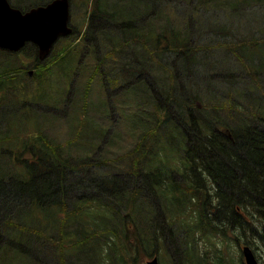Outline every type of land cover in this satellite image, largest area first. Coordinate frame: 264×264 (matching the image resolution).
I'll return each instance as SVG.
<instances>
[{
  "label": "trees",
  "instance_id": "trees-1",
  "mask_svg": "<svg viewBox=\"0 0 264 264\" xmlns=\"http://www.w3.org/2000/svg\"><path fill=\"white\" fill-rule=\"evenodd\" d=\"M121 1L115 0L114 11L109 12L104 4L105 0H92L91 11L86 17L87 31L83 39L93 43L91 54L94 60H97L93 67L95 73L99 72L108 78L105 79L106 84L110 80L109 94L130 87L136 91L140 88L141 96L136 98H141L143 103L137 104V108H140L141 112L148 109L152 111L150 121L145 120L146 116L144 117L143 113V118L134 121L142 128V137L139 139L140 143L135 144L130 162L137 164L135 162L140 156L139 163L143 162L152 151L157 149L161 152L167 146L170 148L174 146L175 153L181 156V159L177 167L170 171L176 175L181 173V176L174 175L176 181L185 183L191 179L195 187L190 186L192 188L190 199L194 200L198 194L205 195L201 188L214 189L212 196L218 188L219 191L213 200L219 205V210L216 211L217 222L227 220L231 216L234 211L232 203H238L242 210L250 207V213L255 217L252 222L256 228L253 229L252 237L261 241L264 246V22L260 24V21L250 16V24L246 26L244 21L247 19L243 17V11L251 5L264 7V0H126L130 1V4L125 6V10L117 6L118 4L122 6ZM9 2L21 10L31 7L23 5L21 0ZM81 2L83 3V0H80ZM180 2H186L189 7L185 11L189 16L186 18L184 28L181 21L172 18L177 16L180 19L175 10ZM41 3L43 1L37 5ZM226 6L232 13H237L233 23L234 30L230 24L216 23L215 17L205 18L206 13L216 15L224 12ZM117 17L119 18L117 25L120 30L122 29L120 37L115 36L113 39V35L106 36L108 44L103 43L105 50H101L98 47L102 44L101 36L99 34L94 36L91 30L106 34L110 26L115 25L110 20ZM197 18L204 24L197 23ZM71 36L68 35L66 38ZM70 48L71 45L57 47L54 44L51 53L42 61L38 57L37 47L32 43H27L13 54L0 50V109L6 110L8 107L11 110L0 118V122L12 125L10 129L0 131V151L5 152L4 156L8 157L3 175L4 156L3 153L0 154V220H2L0 226L4 227L2 236L11 239L10 243L2 241L0 245L20 257L21 254L30 253L33 260L37 261L39 247L34 248V252L31 253L28 243L32 244L31 241H34L38 244L42 233L33 227L29 228L27 220L31 218L33 210L38 209L37 206L40 205L54 207L55 210L45 209L52 217L54 225V228H49L51 233L48 235L54 243L53 235H56L57 247L63 250L64 245H67L65 237L69 235V231L62 233L64 224L59 217L63 210H68L66 206L72 201L64 200L63 197L77 196L81 208L76 209L77 201L74 202L73 208L69 209L72 210L71 218H78L88 225H94L87 234H79L75 230L77 236L80 235L78 242L87 243L88 240H91V243L98 242L101 247L105 246L110 251L115 250V256L124 260V252L128 250L126 248L120 251V248L126 247V244L120 242L121 238H125L123 237L125 233L121 229L114 230L109 227L106 220L99 221L95 215L83 209L86 206L93 207L94 202L105 203V199L113 194L120 197L121 194L116 192L121 187L137 184L140 179H130L124 174L93 172L85 168V164L79 165L77 176L72 175L69 165H65L71 163V155L62 152L61 161L49 157L56 154L55 140L45 137L47 129L43 126L45 123L57 121V118L49 113L40 114L44 123H40L34 135L23 137L28 134L22 128L29 119L26 111L27 107H30L29 104L49 109L58 108L40 105L32 94L41 88L43 83L46 85L49 82L53 83L57 77L63 78L62 75L71 82L72 75H76L80 67H92L85 62L80 63L82 57L83 60L86 59L87 50L78 57L79 54L74 50L71 55H67L66 52H70ZM126 50L129 57L123 56ZM115 51L120 53L124 60L119 73L105 70V62L110 60L109 54L115 60ZM28 71L33 73L31 76L27 75L30 78L29 84L33 82L31 89L30 85L26 84L25 73L28 74ZM145 78L149 80V87L142 81ZM197 81H201L200 87ZM180 92H183V97H180ZM29 93L31 97H28ZM70 96H74L73 81ZM39 99L44 100L43 94ZM55 100L48 96L44 101L51 104ZM68 104L69 101L66 102V108ZM87 108V104L83 103L80 108L74 106L73 111L65 114L71 133L85 131L77 122L88 118ZM34 118L41 121L38 115ZM150 124L156 125V134L152 132ZM95 126L94 124L93 127ZM13 129L18 130L19 139L15 138L16 142L9 144L7 133ZM30 151L41 157L10 158L13 154H19L20 157L28 156ZM15 163L21 164L26 175L29 174V180L23 181L25 175L19 179L18 185L13 186L7 184L6 180L10 182L15 178L12 166ZM96 163L100 165L101 161ZM145 172L150 176L143 178L144 182L155 180L156 176H153L155 173L160 176L159 183L163 179L170 180L172 175L171 172L150 169ZM145 185L146 183L141 184L142 188L139 189L143 190ZM146 187H150L151 193L157 188L153 183L147 184ZM37 192H40L41 196L31 197ZM176 192L180 191L173 185H162L164 199L169 200V196ZM232 197L235 199L231 201ZM20 203L28 204L29 210L23 212L24 208H19L14 221L7 220L14 206ZM114 205L116 209L120 201ZM114 212L118 213V210ZM33 218L35 219V216ZM121 218L125 232L131 233L130 227L126 228L123 222L130 218L129 212L122 214ZM8 227H14L15 230L8 232L5 229ZM17 229L25 235L17 234ZM29 231L33 232L37 239ZM99 236H104L103 241L98 240ZM45 238H48L47 235ZM9 244L14 246L9 247ZM72 245L75 246L74 243ZM88 247L94 251L96 249V246ZM128 247L132 249L130 244ZM108 250L106 252H110ZM54 251V248L45 250L41 258L50 256ZM98 251L103 252L99 249ZM7 263V259L0 260V264ZM22 264L31 263L25 262L23 257Z\"/></svg>",
  "mask_w": 264,
  "mask_h": 264
},
{
  "label": "rangeland",
  "instance_id": "rangeland-1",
  "mask_svg": "<svg viewBox=\"0 0 264 264\" xmlns=\"http://www.w3.org/2000/svg\"><path fill=\"white\" fill-rule=\"evenodd\" d=\"M23 2V0H21ZM43 0H29L28 2H24V5L31 6L36 5L40 3ZM92 0H83V3H80V0H70V25L73 28L74 35H72L70 38H66L67 36L59 38L55 44L57 47L61 46H69L71 45L70 52L67 51V55H71L73 53V50L76 54H84L87 50L86 59L83 60V57L80 59V63H86L92 67H80L76 71V75H72L71 82L69 81V78L65 77L64 75L62 77H57L53 83H48L47 85L45 83L42 84L41 88L37 89L35 93L32 94L35 101L40 102V105H51L58 108H45L40 107L37 104H29L30 107H27V113L29 115L28 122L25 124V126L22 128L23 131H27V135H23L25 138L26 136H32L36 133L37 128L41 125L40 123L43 122V117L40 116V114H51L54 117L57 118L56 123H45L43 128L47 129L45 131V137L48 139L55 140V143L60 146V149L62 150L65 155H73V156H79L77 158H73L71 160H78V167L79 165H84L85 168H88V166H91L90 169L93 172L103 173V174H112L116 172H135L138 173L139 171L144 172L148 169L151 171H162L164 173H170L171 177L173 178V181L177 183L178 187L183 186V182H179L174 180L176 175L175 172L170 171L171 169H174V167H177L178 161L181 159V156L175 153L174 146L170 148L167 146L165 150H155L152 151L150 148V156L148 158L143 159V162H140L141 156L136 160L135 163L132 164L130 162L131 154L133 153V149L135 148V144L140 143L139 139L142 137V131L140 124L137 125V122H134L135 120L139 118H143V116H146V121H150L152 119V111L151 109L143 110V112L140 111V108H137V104L143 103L141 98H136V96H141L142 90L139 88L137 91L134 88H128V89H122V90H116L113 94H109L108 91H110L111 83L110 80H108V84L105 83V76H103L101 73L96 72L95 73V61L91 50L93 47V43L90 40H84L83 37H85V32L87 31V13L91 11ZM122 6L118 4L117 6L125 10V6L130 4V1L122 0L121 1ZM105 6L106 9H108L109 12H113L115 8V0H105ZM188 4L186 2H180L177 7H175V10L177 14L180 16H172L173 20L175 21H181V25L184 28V25L186 23V18L189 16L185 11L188 10ZM244 15L243 17H246L245 24L248 26L250 24V16H253L257 21H260V24L264 22V7L258 8L253 5L249 6L247 10L243 11ZM196 15V13L194 14ZM208 17H215L216 23H223V24H230L231 29L234 30V20L237 17V13H232L228 6H226V10L224 12H221L219 14H210L206 13L205 18ZM193 22L195 23L194 18H192ZM197 23H203L201 21H198ZM111 23H115V25L110 26L108 29V32L104 34L101 31L98 30H91L94 36H97L98 34L101 36V43L98 47L103 49V43L108 44L106 36L113 35V39L115 36L120 37V32H122V29L120 30V27L117 25L119 23V18H115V20H110ZM259 24V23H258ZM242 21V26H243ZM256 26V25H255ZM256 28V27H255ZM99 29V28H98ZM264 32V30H263ZM66 38V39H65ZM75 40V41H74ZM98 40V38H97ZM119 40V39H118ZM69 41H72L70 44H68ZM120 41V40H119ZM98 43L100 41L98 40ZM110 43V42H109ZM95 45V44H94ZM103 47H102V46ZM30 46V44H29ZM31 47V46H30ZM109 47V45H108ZM107 47V48H108ZM109 51V48L107 49ZM51 53V51H50ZM115 60H113V56L109 54V61H106L105 70H110L111 72H121V63L124 62V60L120 57L121 54L118 52H114ZM123 56L129 57L128 50L125 51ZM45 58V57H44ZM44 58L40 59L41 61L44 60ZM26 62V61H25ZM20 66V65H19ZM75 66L77 67V60L75 63ZM33 75L32 71L28 74L25 73L26 78V84H29V79L27 75L31 76ZM53 78V77H50ZM73 81V87H74V96H70L71 86ZM147 87L150 86L149 80L147 78L142 80ZM70 87H69V84ZM33 82H30L29 88L31 89V85ZM198 86L200 87L201 81H197ZM203 86V85H202ZM53 88V90H52ZM43 94L44 100H47L48 96L56 99L51 104H48L44 100H40L39 97ZM183 92H180V97H183ZM28 97H31V94H28ZM69 101V104L66 108V102ZM83 103H86L88 108V118L83 121H79L77 123L80 124L82 128H84L85 131H82L80 133H71L69 130V125L66 122L67 117L65 114H69L71 111H73V107H81ZM32 107V108H31ZM24 109V108H21ZM16 110V108H14ZM13 110V111H14ZM11 110L7 107L6 110L0 109V118L2 116H6L7 113H9ZM138 112V113H137ZM143 113V116H142ZM41 121H38L34 117L37 116ZM156 120V118L154 117ZM95 124L96 126L93 127ZM92 125V126H91ZM12 125H6V122H0V131H4L6 128H11ZM90 127V128H89ZM93 127V128H92ZM150 127L153 129L152 132L156 134V125L150 124ZM1 133V132H0ZM107 135V136H106ZM104 136V138H103ZM106 136V137H105ZM22 137V136H21ZM7 138L9 139V144L15 143V138H18V130L13 129L11 131H8ZM19 139V138H18ZM22 139V138H21ZM105 140V141H103ZM18 143L20 141L18 140ZM161 143V142H160ZM158 144V146L160 145ZM149 145V144H148ZM144 145H142L143 147ZM19 151V149H18ZM17 152V151H16ZM3 153L0 151V154ZM6 155V153H3V156ZM86 156L90 155L89 158L92 160L93 155L95 156V161H101V164L98 165L96 162L88 163L83 157L80 156ZM29 157H25V159H28ZM8 157H3V175L5 171V167L7 166L6 160ZM130 163H129V162ZM151 161V163H150ZM13 163V162H12ZM63 163V162H62ZM69 165L70 168H76L77 163H74L71 161V163L65 164ZM181 163V167H182ZM14 167V179L10 182L8 180L7 184H13V186H16L19 184V179H22L25 177L26 173L25 170L21 167V164L15 163L12 165ZM183 168V167H182ZM176 169V168H175ZM13 170V169H12ZM73 170V169H71ZM127 170V171H125ZM177 170V169H176ZM179 171V170H177ZM182 172V171H179ZM150 176V175H149ZM153 176H156V179L158 178L159 174L155 173ZM177 176H181V173H177ZM5 179H7V176H5ZM29 180V174L27 173L25 179L23 181ZM25 183V182H24ZM26 185V183H25ZM163 185V183L161 184ZM138 185L135 183L127 184L126 186L121 187L119 191H117V194H121L120 197H116V194H113L110 197H107L105 199V203L98 201L93 203V207L86 206L83 210H85L87 213L91 215H95L94 217H97L99 221H105L109 225V227L113 228L116 231H119L121 229L123 234V237L125 235H129L131 233L125 232V228L122 227L121 222V215L125 214L128 211L130 213V218L135 217L136 213V206L137 204L142 202L151 203V191L150 187H145L143 189V192L137 191ZM142 188V187H140ZM137 192H140L142 196L139 194H136ZM32 194V193H31ZM37 194V195H36ZM36 194L31 195V197L34 196H41L40 192H37ZM131 195L136 196V199L134 200H128V196ZM198 194L195 200H191L188 202V199L190 198L185 195H177L176 197L170 195L169 200L173 202H179V203L185 204V208L183 209L182 213L177 217L176 220L174 218H171L172 213H166V220H168L169 224L171 225L170 233L172 235L175 232V225L172 221L179 222V218L181 216L183 218H187L188 215L193 214V211L197 208L198 200H199ZM211 196V195H210ZM69 201L74 200L75 198H67ZM119 199V200H118ZM142 199V200H141ZM38 200V199H36ZM76 200V199H75ZM120 201V205L116 208L118 210L117 212H114L116 209L114 208V203H117ZM159 201H161V197L159 198ZM112 202V203H110ZM61 204V203H60ZM152 204V203H151ZM65 207L64 205H62ZM142 205L140 204V207ZM38 209H34L32 212V216L29 220H27V226L29 228L33 227L36 231H41L42 237L39 239V243L36 244L34 241L32 244L28 243L31 253L34 252V248L39 247V256L37 255V261L33 260L32 254H21L22 257L19 255H14L12 252L5 246L1 247L0 245V251L3 253H8V263L7 264H22L23 263V257L25 258V262H30L31 264H42V258L41 254L44 253V248L48 249L49 246H53V242L51 241V238L49 237L48 233L50 234L51 231L49 228H54L52 217L49 216L47 211L45 209H54V207L47 208L46 206H37ZM21 208H24V211L29 210L30 206L25 205V203H20L17 206H14L10 214H8V218H6L9 221H14V217L16 215V211ZM81 208L78 205V201L76 204V209ZM130 208L133 209L130 210ZM39 210V211H38ZM185 210V211H184ZM108 211V212H107ZM22 212V211H21ZM35 216V219L33 218ZM38 216V218H36ZM72 216V210H63L60 213L59 219L63 221L64 227L61 229L64 232H70L68 236L65 237V244L64 249H58L57 245V238L56 235H53V238L55 240V251L54 256L50 259H45L43 264H59L60 259L62 258L67 264L69 261H72L73 254L77 251L76 258H74L73 262L76 264H121L119 259H116L113 257L115 254V250H108V248L101 247L102 245H99L98 242L91 243V240H88L87 243H81L78 242L79 236H77V232L79 234H87L89 233L94 225H88L86 222H84L81 219L78 218H71ZM25 217V215L23 216ZM172 220V221H171ZM2 221V220H0ZM120 221V222H119ZM187 222V221H186ZM186 222H184L186 224ZM58 223V221H57ZM183 224V222H182ZM191 224V222H190ZM87 228H86V227ZM191 226V225H190ZM3 228L0 226V242L5 241L7 242V238H4L2 235H4ZM251 229H256L253 224H250ZM8 232H13L15 230L14 227H8L5 228ZM169 229V227H168ZM57 232V229H55ZM74 230V231H72ZM17 234H20L21 236H24L25 233L21 232L19 229L16 231ZM29 233H33L29 231ZM179 233H182V228H180L177 231V235ZM187 234V232H186ZM190 248H194L198 254H201L202 257L207 261L208 264H215L216 262L219 264H240V258L241 256L244 257V255L241 253L240 248L237 247H231L226 248V254H221V246L226 247L225 243H221L220 233H210L206 232V229H202L201 232H197V228L191 226L190 230ZM34 238L37 239V236L35 234H32ZM47 235L48 238H45ZM158 235V233H157ZM155 237L153 232L147 234L146 236H143L142 241L151 242V245H149L146 249L147 252H151L153 248H156L159 246V243L162 241H158L157 246L153 245L155 243V238L158 240V237ZM186 238L184 241H182V236H179L177 239L172 240V244L170 245L169 249L167 250L164 245H161L160 248V257L162 264H171V260L168 258L169 255L167 254V251H176L178 254H181L183 250H188L186 248V245H188V236H185ZM104 236L98 237V240L103 241ZM115 239V238H113ZM128 239V238H127ZM120 244H126V247L120 248L121 250H131L130 247H128V243L126 242L125 238H121ZM74 243L75 246L72 245ZM91 243V244H90ZM2 244V243H0ZM96 246V249L94 251L93 248H90L88 246ZM14 244H9V247H13ZM125 246V245H124ZM250 247L252 248V251L254 252L255 259L257 260L258 264H264V246L261 241H259L256 238H253L250 236ZM83 248V249H81ZM99 250H102L103 252H106V250L110 251L107 257L102 258V254L98 252ZM140 251L143 252L144 249L140 248ZM94 252V253H92ZM184 252V251H183ZM89 253H92L91 255H88ZM120 254V253H118ZM144 254V252L142 253ZM220 254V255H218ZM1 257V255H0ZM211 257L215 259V261H211ZM105 258L112 259V263H108ZM144 260V258L139 259L140 261Z\"/></svg>",
  "mask_w": 264,
  "mask_h": 264
},
{
  "label": "flooded vegetation",
  "instance_id": "flooded-vegetation-1",
  "mask_svg": "<svg viewBox=\"0 0 264 264\" xmlns=\"http://www.w3.org/2000/svg\"><path fill=\"white\" fill-rule=\"evenodd\" d=\"M26 1L28 2L29 0H23V5H24V2H26ZM47 2H46V0H43V3H41V4L44 5ZM41 4H39V5H41ZM31 6H33V5H31ZM27 9H25V10H27ZM25 10H23V11H25ZM85 27H87V26L85 25ZM27 43H31V42H27ZM0 50L10 52L11 54H13L14 52L20 51V50L12 51V50L2 49V48H0ZM29 73H31V71H29ZM59 147L60 146L55 143V149L54 150H55L56 154L49 155V157H55L61 161L63 159V153ZM13 153H15V151ZM33 156L36 158L41 157V155L34 154L30 151V155H28V156L20 157L19 154H13L10 156V158L25 159V157H29L28 159H30ZM89 156L90 155H86V156H82V157L88 163L96 162L94 155L92 157L93 158L92 160L89 158ZM77 157H79V156L71 155L72 159L77 158ZM7 161H8V159L6 160V162ZM72 162H73V165H74V163H77V166H76V168H71V169H73V170H71V174L74 176L75 175L77 176L78 175V160L77 161L72 160ZM90 167L91 166H88L87 169H90ZM112 174L113 175L114 174H124V175L129 176L130 179L139 178L140 180L137 183V185L139 187H141V184H143V183H146L145 187L147 186V184H150V183L156 184V186H157L156 191L151 193V196L154 194L153 197H151V203L152 204L146 203L145 201L144 202L141 201V203L135 205L136 206L135 217L134 218H128V220L123 221L125 227L127 228L129 226L131 229L130 237L128 234L125 235L124 237L127 240V243L131 245L132 249L124 252V255H125L124 260H120L118 257L115 256V254L113 255L114 258L120 260L121 264H144L147 261L152 260L155 257L157 259V264H162L161 257H160L161 245H164L166 247V249L168 250L170 245L172 244V240L177 239L179 236H182V238H183L182 241H184V239L186 238L185 236H188V245H186V248H188V250H183L184 252L180 251V252H182L181 254H178L175 250L174 251H167V254L169 255L168 258L172 261L171 264H208L207 261L204 259V257H202L201 254H198L194 248H190V242L191 241H190V234L189 233L191 230V226L197 228V232H201L202 229H206V232L222 234L220 241L222 244L225 243L226 247L221 246V250H222L221 254H226L227 252L225 249L231 248L234 246L237 248H240V249H242V247L244 245L250 247V235H251L250 207H248L246 210H242L238 203H232L234 205V211L232 212L231 216L229 218H227V220H223L222 222H217L216 211L219 210V207H218L219 205H218V203H216L213 200H215L214 196H216V193L219 191L218 188L215 189L214 196H211V197L206 196V195H212L214 189H207V188L203 189V188H201V190L204 192L205 195H199L198 204L196 205L197 208L193 211L192 216L188 215L187 218H183L181 216V218H179V220H180L179 222L171 220L173 222V224L175 225V232L172 235V233L169 232L171 229L170 228L171 225H168L169 221L166 220V218H165L166 213H172L171 218H174V220H176L177 219L176 216L180 215L186 206L185 204L179 203L181 200H186L184 198L181 199L179 202H173V201L169 202V200L164 199L162 196V185L161 184L163 183V184L173 185V183L171 182V181H173V178L171 177L170 180H167V179L164 180L163 179L159 183L158 180H159L160 176L155 180L151 179V180H148L147 182H144L143 178L150 175L147 172H145V173L141 172V171H139L138 173H135V172H129V173L128 172H116V173H112ZM60 181H61V179H60ZM184 184H185L184 187L179 188L180 192L178 193V195H185V196L189 197V194L191 193L192 188H194L195 186L192 183L191 179H188L187 182H185ZM190 186H192V188ZM139 187H138L137 191L143 192V190L139 189ZM140 192H137L136 194H139L140 196H142ZM160 197H161V201H159ZM213 197H214V199H213ZM72 198H75L76 200L75 199L72 200L71 204L66 206L67 209L73 208L74 202L79 200V197H77V196H74ZM63 199L67 200V197L64 196ZM130 199L134 200V199H136V196L132 197L131 195H129L128 200H130ZM234 199L235 198L232 197L231 201ZM140 204L142 205L141 207H140ZM130 210L133 211L132 208H130ZM182 222H183V224H182ZM184 222H186V224ZM190 222H191V224H190ZM168 227H169V229H168ZM180 228H182V233H179L177 235V231ZM70 232L71 231H69V234H70ZM151 232H153L155 237L158 233V235H157L158 240L155 238V243L153 245L157 246L158 241H162L164 244H162L160 242L158 247L153 248V250L151 252H147L146 249L149 245H151V242H148V241L144 242V241H142V238H143V236H146L147 234H149ZM186 232H187V234H186ZM62 233H64V231H62ZM4 238H7V237H4ZM140 248L144 249V251H143L144 254H142L143 252L140 251ZM98 252H100L102 254V258L107 257L109 254V252H101V251H98ZM92 253H94V252H92ZM92 253H89L88 255H91ZM76 255H77V251L72 255L73 256L72 261H69L67 264H76L75 262L71 263V262H73L74 258H76ZM218 255H220V254H218ZM53 256H54V252H53V254H50V256H43L42 262H44L45 259L52 260L51 258ZM140 258L141 259L144 258V260L140 261V263H139L138 261ZM105 260L108 263L109 262L112 263L110 258H105ZM211 261H215V259L213 257H211ZM49 264H52V263H49ZM59 264H65V262L62 258L60 259ZM215 264H218V263L216 262ZM219 264H221V263H219ZM240 264H245L244 260H241Z\"/></svg>",
  "mask_w": 264,
  "mask_h": 264
},
{
  "label": "water",
  "instance_id": "water-1",
  "mask_svg": "<svg viewBox=\"0 0 264 264\" xmlns=\"http://www.w3.org/2000/svg\"><path fill=\"white\" fill-rule=\"evenodd\" d=\"M70 0H50L22 11L0 0V48L20 50L26 42L37 46L38 57H46L58 38L72 33ZM246 264H258L251 248H243ZM144 264H157L156 257Z\"/></svg>",
  "mask_w": 264,
  "mask_h": 264
},
{
  "label": "bare ground",
  "instance_id": "bare-ground-1",
  "mask_svg": "<svg viewBox=\"0 0 264 264\" xmlns=\"http://www.w3.org/2000/svg\"><path fill=\"white\" fill-rule=\"evenodd\" d=\"M74 34V32H72V35ZM245 247V245L242 247V249H240V251H241V253L244 255V253H243V248ZM248 247V246H247ZM250 248V247H249ZM253 252V251H252ZM253 254H254V252H253ZM254 257H255V255H254ZM241 260H245V257H243V256H241V258H240V262H241ZM258 263V262H257Z\"/></svg>",
  "mask_w": 264,
  "mask_h": 264
}]
</instances>
